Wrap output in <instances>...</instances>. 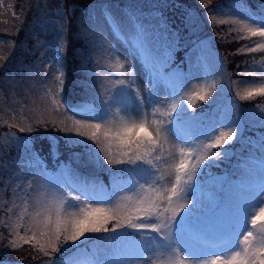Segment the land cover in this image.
<instances>
[{
  "label": "snow or ice",
  "instance_id": "6c2138e0",
  "mask_svg": "<svg viewBox=\"0 0 264 264\" xmlns=\"http://www.w3.org/2000/svg\"><path fill=\"white\" fill-rule=\"evenodd\" d=\"M200 3L208 8L211 0ZM233 7L236 11L218 16L217 6L208 13V20L228 25L236 40L250 41L237 53H264V5L253 11L245 0H233ZM107 20L142 58L152 87H146L147 96H143L131 65L116 56L106 65L116 76L105 78L109 85L105 99L98 105L86 102L78 107L87 118L73 119L71 126L64 125L61 130L77 138H68L67 147L83 145L97 166L103 169L107 164L112 192H107L95 173L90 174V181L70 169L64 173L62 186L47 181L32 197L27 195L32 187L29 182L26 195L19 197L21 204L12 203V208H19V223L6 225L13 237L10 245L29 244L49 258L46 264H264V133L258 141L261 155L255 168L246 164L239 181L212 178V185L224 196L209 213L196 215L205 207L198 177L214 161L228 157L231 149L226 146L244 139V110L231 104L218 120L204 126L195 107L218 93V82L208 79L210 73L205 72L203 80L189 86L184 74L165 71L175 43L166 28L153 43L142 25L130 38L111 15ZM7 43L15 49L14 42ZM65 47L61 40L57 53ZM5 60L7 56H0V61ZM253 63H259L260 69L244 74L257 79L233 81L243 85L236 91L240 101L264 97V57ZM56 64V92L48 89L47 117L42 116L38 124L56 125L57 120L49 118L64 107L60 98L63 64ZM160 85L169 90L164 101L156 98ZM256 107L264 126V106ZM25 149L47 175L34 148L25 145ZM51 150L58 155L56 144ZM90 241L102 248L94 246L89 252L85 246ZM62 250L71 254L63 260L54 258Z\"/></svg>",
  "mask_w": 264,
  "mask_h": 264
},
{
  "label": "rangeland",
  "instance_id": "374dc122",
  "mask_svg": "<svg viewBox=\"0 0 264 264\" xmlns=\"http://www.w3.org/2000/svg\"><path fill=\"white\" fill-rule=\"evenodd\" d=\"M121 1L0 0V42H4L0 43V56H7V60L0 61L3 65L0 67V264H46L49 259L29 244L13 248L9 243L13 237L9 235V227L6 225L19 223L16 219L19 208H12V203L15 201L21 204L19 197L26 195L25 186L29 182L32 185L31 189H27L29 197L35 196L40 186L47 181L53 184L60 183L62 186L63 172L68 169L64 164L67 158H62L63 156L74 159L75 164L88 166L92 172H101L104 175L101 176L104 182L109 180L107 164H104L103 169L97 166L83 145L67 147L68 138H77L74 134L61 129L64 125L71 126L73 119L87 118L84 111H77L84 100L98 105L102 99H105V88L109 86L105 78L112 79L116 76L106 67L110 60L119 56L121 60H126L131 65L135 73L136 87L141 90L143 96H147L145 88L152 87L148 83L142 58L137 56L129 44L113 31L107 20L108 15L119 22L124 34L130 38L134 35L136 27L142 25L153 43H157V37L165 27L158 12L142 7V3L157 7L163 1L162 5L174 17H188V21L184 23V34L191 38L181 39L176 33L170 37L174 42L177 39L182 40L178 49L180 51L184 46L192 45L194 41L198 45L191 53L189 71L184 73L187 83L189 86L199 83L204 79L205 72L210 73L209 80L215 79L218 82V93H214L208 103L197 102L195 115L203 124H211L219 119L220 114L229 105L235 104L244 110L246 129L264 127L261 126L259 120L261 113L256 107L264 97L240 101L236 98V91L243 85L233 83V81L257 79L244 73L260 69V64H254L253 61L259 62L264 57V53H237V49L249 44L250 41L236 40V33H229L228 25H214L208 20V13L217 6L219 10L215 14L218 16L236 11L232 0H211L208 8L203 7L200 0H197L199 6L192 0ZM224 1L228 2V9L222 6L221 3ZM261 5H264V0L257 2V8ZM87 6L91 10L90 12L87 10L85 18H88L89 14L93 15V18L85 20L80 14ZM96 11H99V15ZM61 40L65 42L66 47L58 54L56 49ZM7 42H14L15 49L13 50L11 44ZM109 45L112 46L111 50L108 48ZM176 53L177 50L172 51L167 72L178 67L174 64L178 61ZM202 59H205V63L201 61ZM56 61L63 64L64 84L60 98L64 107L59 112H53L49 118H55L56 125L50 122L38 124L36 121L42 116L47 117L45 109L50 106L46 95L48 89H51L53 94L56 92L53 81V77L57 74ZM168 92V89L160 85L156 98L164 101ZM261 106H264V103ZM205 113L209 117L206 118ZM61 121L63 123H60ZM29 126L31 131H28ZM21 127L25 131H20ZM53 144L58 146L56 156L51 150ZM25 145L33 147L41 160L46 161L45 167L53 166L54 172L46 171L41 166L47 173L44 175V172L35 166L33 154L26 151ZM236 145H239V141L226 146L231 149L228 157L214 161L205 169L204 174L198 177L203 185L205 207L198 210L196 215L210 212L224 196L219 187L212 185V178L228 177L230 181H239L245 174L247 163H242L240 165L244 167H239V163L234 162ZM230 166L237 167L225 172ZM247 166L249 169H254L255 162L251 161ZM214 170L225 174L215 173ZM9 208H12L11 212L8 211ZM94 246L102 248V245L96 241H90L85 247L91 252ZM70 254L62 250L54 254V258L63 260Z\"/></svg>",
  "mask_w": 264,
  "mask_h": 264
},
{
  "label": "trees",
  "instance_id": "16d2710c",
  "mask_svg": "<svg viewBox=\"0 0 264 264\" xmlns=\"http://www.w3.org/2000/svg\"><path fill=\"white\" fill-rule=\"evenodd\" d=\"M117 1H121V0H117ZM122 1H125V0H122ZM192 1H194L199 6V3L197 2V0H192ZM245 1H247L246 4L249 5L253 11H256L258 9L257 8V2L259 0H257V1L256 0H245ZM60 2H64V1H60ZM66 3H68V2H66ZM162 4H163V1L161 4L159 3L157 5V7H154L151 4L148 5V3L147 4L142 3L141 6L145 7V8H149L150 10H152V9L156 10L158 12L161 20H162L163 26L167 29V33H171L172 34L171 36H173L176 33V34H178L179 38H181V39L186 40L188 38H191V37H188V35L184 34V29H185L184 23L188 21V17H182V18H178L177 16L174 17L173 14H171V12L169 10H167ZM191 4L193 5L194 3H191ZM221 4L225 9H228V2L227 1H224ZM47 8H49V7H47ZM188 8H193V7L188 6ZM49 9H51V8H49ZM84 10L85 11L81 12L80 15L83 16V18L85 20L89 19V18H93V15H91L92 16L91 17L90 14H89L88 18H85V16H87V10H89V12H90L91 8L88 9V6H87L84 8ZM96 14L99 15V11H96ZM202 34H204L203 28L201 29V35ZM181 39H179V40L177 39L175 41L174 51L176 52V50H177L176 56L178 58V62L181 63L180 73L183 74V72L185 71V68H186L187 53H188V50H189L191 44H189V46H184L183 49L180 51L178 49L181 46V41H182ZM263 103H264V100L262 102H259L258 105L261 106ZM262 133H264V127L259 128V129H247L245 134H244V139L239 141V145L235 146L236 152H235L234 156L246 158L247 157L246 155H248L249 152L253 153V154H259L260 150H259L258 141H259ZM249 140L252 141V144H249ZM62 158H67V160L64 162V164L68 166V169H73L74 170L73 173H76L77 175H79L81 177H89L91 179V178H93L90 175L92 173L96 174V178L101 177V175L104 176L101 172L90 171L88 166H86L84 164H83V166H81L80 164H75L74 159L68 158L66 156H63ZM81 163H83V162H81ZM48 166L51 169H53V166H51V165H48ZM65 170H67V169H65ZM214 171H216L215 173L220 172L218 170H214ZM98 179L102 180V178H98Z\"/></svg>",
  "mask_w": 264,
  "mask_h": 264
}]
</instances>
